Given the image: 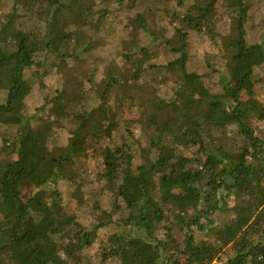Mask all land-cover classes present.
<instances>
[{"label": "trees", "instance_id": "obj_1", "mask_svg": "<svg viewBox=\"0 0 264 264\" xmlns=\"http://www.w3.org/2000/svg\"><path fill=\"white\" fill-rule=\"evenodd\" d=\"M246 21L245 0H0V264L94 246L99 264H264V18L253 43ZM83 132L93 204L57 171Z\"/></svg>", "mask_w": 264, "mask_h": 264}, {"label": "rangeland", "instance_id": "obj_2", "mask_svg": "<svg viewBox=\"0 0 264 264\" xmlns=\"http://www.w3.org/2000/svg\"><path fill=\"white\" fill-rule=\"evenodd\" d=\"M245 2L247 15V39L250 43H253L260 29L259 23L264 18V0H245ZM175 27H179L177 21H170L169 27L167 28L168 34H173L175 31ZM105 48H108V46H106ZM160 56L161 54L156 51L151 57L146 58V61L148 63H154L157 61V59L160 58ZM134 57L135 55H129V60L125 64H127L128 66L130 62L134 61ZM118 63H122L121 59H118ZM200 68L201 70L199 69V72L203 74V78L200 84L197 86V94L203 95L204 93L217 91L216 89L219 84V79L217 73L214 72V70L219 69V63L216 60H210L208 68L203 66H201ZM103 78H105V75H101L102 80ZM259 79V84L255 85V89L258 90L259 94L264 97V68L261 70V76L259 77ZM69 84L70 85L67 93H70L72 89L80 88L79 83L75 79H70ZM140 91L142 93L138 97V102L139 104H142V106H144L148 102L145 95V87H143ZM20 100L23 103V111L25 113H32L33 110L41 104V98L40 94L38 93L37 86H27L26 91L20 97ZM85 126L83 128L85 131L92 130ZM90 142L91 138H88L85 135V132H83L81 137L79 136L74 138L73 147L67 152V154H72L71 152L74 151L69 160L73 159L75 162V166L73 167V165L71 164L68 165V167L66 166L67 158L64 157L66 155L64 154L63 156H59L57 158L59 162V169L57 171L63 173L69 179L71 178L73 180L71 184L69 183L62 186V191L65 193L64 195L66 196V199L74 197L71 196V194H81L84 197L83 199L86 203L93 204L100 197L101 193L98 188V183L91 182V179H93L94 177V174L92 173L93 167L91 166L92 162L82 157L83 153L85 152L84 150H86L88 145L90 146ZM81 160H87L90 163V166L87 167V171L85 173H83L85 165L81 163ZM73 200L77 201V198ZM98 253L99 250L97 246L89 248L88 250H86L82 258L79 259L78 264H99L96 258Z\"/></svg>", "mask_w": 264, "mask_h": 264}]
</instances>
